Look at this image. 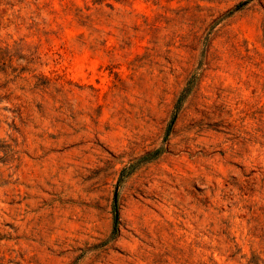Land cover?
Instances as JSON below:
<instances>
[{
	"label": "rangeland",
	"instance_id": "1",
	"mask_svg": "<svg viewBox=\"0 0 264 264\" xmlns=\"http://www.w3.org/2000/svg\"><path fill=\"white\" fill-rule=\"evenodd\" d=\"M69 1L0 0V264H264V0Z\"/></svg>",
	"mask_w": 264,
	"mask_h": 264
},
{
	"label": "trees",
	"instance_id": "2",
	"mask_svg": "<svg viewBox=\"0 0 264 264\" xmlns=\"http://www.w3.org/2000/svg\"><path fill=\"white\" fill-rule=\"evenodd\" d=\"M105 0H93L94 3H101ZM113 1H116V2H125V1H128V0H113ZM61 7H62V11L64 13H71L73 15V17L76 19V21L81 24V25H84L86 24V22L89 20V17L87 14H85L83 12V10L81 8H77L74 6L73 3H71L69 0H61ZM191 87H188L186 88L185 90V93L182 95V99L183 97L190 91ZM180 98L179 102L182 100ZM160 149H156L148 154H146L144 156L145 157H148V158H153L155 156H157V154L160 152L159 151ZM114 219H115V222H116V219H117V212H116V209H114Z\"/></svg>",
	"mask_w": 264,
	"mask_h": 264
}]
</instances>
